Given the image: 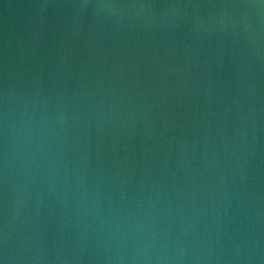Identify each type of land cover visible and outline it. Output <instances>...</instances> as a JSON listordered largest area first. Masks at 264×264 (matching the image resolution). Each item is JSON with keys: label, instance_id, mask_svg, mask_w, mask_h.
Returning <instances> with one entry per match:
<instances>
[{"label": "water", "instance_id": "1", "mask_svg": "<svg viewBox=\"0 0 264 264\" xmlns=\"http://www.w3.org/2000/svg\"><path fill=\"white\" fill-rule=\"evenodd\" d=\"M0 264H264V0H0Z\"/></svg>", "mask_w": 264, "mask_h": 264}]
</instances>
